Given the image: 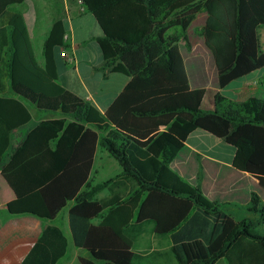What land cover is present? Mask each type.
I'll use <instances>...</instances> for the list:
<instances>
[{"label":"trees","instance_id":"trees-1","mask_svg":"<svg viewBox=\"0 0 264 264\" xmlns=\"http://www.w3.org/2000/svg\"><path fill=\"white\" fill-rule=\"evenodd\" d=\"M79 1L103 31L104 77L130 82L101 114L58 82L57 54L69 49L64 20L53 23L39 63L23 15L0 14V172L16 196L5 204L9 214L54 222L69 208L71 240L85 254L79 264H264L261 198L252 194L238 220L234 205L209 202L170 168L201 130L232 146V165L264 189V99L239 104L216 93L213 109L203 108L206 90L190 88L179 49L181 40L191 48L187 30L204 12L200 34L221 89L263 69L264 0ZM31 110L58 117L23 136ZM98 147L120 172L95 183ZM147 227L157 247L139 250ZM67 247L48 225L23 264H57Z\"/></svg>","mask_w":264,"mask_h":264},{"label":"crops","instance_id":"crops-1","mask_svg":"<svg viewBox=\"0 0 264 264\" xmlns=\"http://www.w3.org/2000/svg\"><path fill=\"white\" fill-rule=\"evenodd\" d=\"M34 2L35 0H0V14L6 10L5 7L7 9L15 8L24 18L30 12L34 13L35 7H41L42 18L48 23V30L44 33L41 32L42 46L53 23L64 20L67 29L65 34L67 38L64 40L69 45L66 52L72 56L73 62L69 64L60 56V52L57 54L58 82L75 96L104 114L122 94L130 82V78L121 73H110L106 78L104 77L103 57L96 43V39L102 38L104 35L95 17L84 11L79 0H38V6ZM2 9L4 10L2 11ZM38 16L37 14V18ZM206 20L207 14L201 12L189 26L187 37L191 45L190 49L185 46L186 51L183 53L181 46L183 47L185 43L182 40L179 42L190 88L206 90L202 107L213 109L212 99L216 93H221L229 100L239 104L252 97L264 99V80H262L264 73L261 78L260 75H254V72L234 81L225 89L220 88L213 53L205 46L204 39L200 34ZM261 30H259V35L264 51V31L260 34ZM29 33L32 42V32L29 31ZM195 34L199 36H196L199 44L197 49H194L193 44ZM38 123L26 131L23 130L22 135H26ZM234 157L235 149L232 146L204 131L197 130L187 138L185 146L177 154L170 168L191 186L199 187L209 202L219 205L225 203L234 205L230 207L229 212L240 220L249 215L244 206L249 204L252 194H257L264 203V189L253 176L232 165ZM106 166L113 168L116 172L114 176L120 172L116 161L106 151L98 147L93 172L96 168L104 170ZM102 181L104 180L99 182ZM0 189L3 195V202H0V264H23L48 225L61 229L68 240L63 229V225L66 223L65 218L58 216L54 222H51L31 215L9 214L5 204L15 199L16 196L1 177V172ZM106 196H108V192L102 198ZM76 255V262L79 264L78 257H85V254L77 249Z\"/></svg>","mask_w":264,"mask_h":264},{"label":"rangeland","instance_id":"rangeland-1","mask_svg":"<svg viewBox=\"0 0 264 264\" xmlns=\"http://www.w3.org/2000/svg\"><path fill=\"white\" fill-rule=\"evenodd\" d=\"M35 4H39L38 0H35L34 2ZM58 7V6H56ZM5 9H7V7H5ZM4 9H2L3 11ZM34 13L30 12L29 15L27 17H24V25L27 28V30H29L30 32H32V44H33V49L35 52V56L36 59L39 63L43 62V56H42V36H41V32L44 33L48 30V23L43 20V16L41 13V7H35ZM37 14L39 15L37 18ZM37 18V19H36ZM35 19V20H34ZM261 32L260 34L263 33L264 31V27L261 28ZM32 30V31H31ZM196 36L199 37L198 35L195 34L194 39H193V44H194V49H197L199 44L197 42ZM185 45L183 44V47L181 46L182 52L184 53L185 50ZM264 73V68L255 72L254 75H260L261 78L263 76ZM264 78V76H263ZM264 80V79H262ZM208 103V101L206 102V104ZM32 114H33V120L32 122L23 130L26 131L29 128H31L32 126H34L36 123H38L39 121L42 120H46V119H52V118H57V115H53L50 113H43V112H36L35 110H31ZM22 130V131H23ZM106 169H102V170H98V168H96L92 174V180L95 181V183L99 182L100 180H107L110 177L114 176V174L116 172H114L113 168H111L110 166H106ZM107 194V192H102L100 193L97 198H102L103 196H105ZM0 195L2 197L3 200V195H2V190L0 189ZM3 202V201H0ZM59 217L65 218L66 223L65 225H63V229L68 237V240L70 242V246L67 249L66 255L63 259H61L59 262L61 264H78V262H76V251L77 249L73 246L72 241H71V237H70V232H69V228H68V223H67V208L63 210V212L59 215ZM262 233L264 232V227L261 228ZM135 246L137 249L140 250H147V249H152V248H156L157 244L153 241L151 233L149 231V228H146L144 231V234L136 241Z\"/></svg>","mask_w":264,"mask_h":264},{"label":"built area","instance_id":"built-area-1","mask_svg":"<svg viewBox=\"0 0 264 264\" xmlns=\"http://www.w3.org/2000/svg\"><path fill=\"white\" fill-rule=\"evenodd\" d=\"M65 38H67V36H64V39ZM61 57H63L65 59V61L67 63H69V64H71L73 62L72 56H70L69 54H67V52L65 50H62Z\"/></svg>","mask_w":264,"mask_h":264},{"label":"water","instance_id":"water-1","mask_svg":"<svg viewBox=\"0 0 264 264\" xmlns=\"http://www.w3.org/2000/svg\"><path fill=\"white\" fill-rule=\"evenodd\" d=\"M31 216H33V215H31Z\"/></svg>","mask_w":264,"mask_h":264}]
</instances>
